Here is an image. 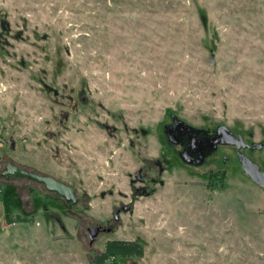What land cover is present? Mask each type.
I'll return each mask as SVG.
<instances>
[{"label": "rangeland", "instance_id": "obj_1", "mask_svg": "<svg viewBox=\"0 0 264 264\" xmlns=\"http://www.w3.org/2000/svg\"><path fill=\"white\" fill-rule=\"evenodd\" d=\"M172 117L241 135L264 172V0H0V264H92L110 240L143 246L118 264H264V189L231 148L150 169ZM145 166L163 185L129 203ZM94 224L112 230L90 245Z\"/></svg>", "mask_w": 264, "mask_h": 264}, {"label": "flooded vegetation", "instance_id": "obj_2", "mask_svg": "<svg viewBox=\"0 0 264 264\" xmlns=\"http://www.w3.org/2000/svg\"><path fill=\"white\" fill-rule=\"evenodd\" d=\"M52 93L54 96H57L56 91H54V92L52 91ZM221 127L222 126H217L214 128H210L208 130H204L201 128L197 129V128H193V127L185 124L184 122H182L180 120H177L175 117H172L170 122L163 125L162 129H161L162 141L169 147V149H170L169 152H171L172 156L169 158H165L164 156H159V159L154 160L151 163L152 167H150V169H156L157 175L162 176V174L164 172H167L168 170H170V168L174 164L175 165L179 164V165H183L185 167H191V168H199V167L203 166L204 164H206V161L209 158H211L214 154H216L219 150H221V148H231L232 151H234V154L236 156L238 163L240 164L237 155L238 154L245 155V151H249L253 145L251 143L250 144L245 143V141L241 135L235 136L231 131L230 132L237 139H239V137H241V140L243 141V143H241V148L238 149L236 145L222 144V142L225 141V139L227 138L229 130L228 129L224 130ZM104 129L108 130L107 127H104ZM112 131H115V128H112ZM134 132L136 133V131H134ZM143 135H145V134H143ZM244 144L246 145V147H244V146L242 147V145H244ZM131 145H133V144H131ZM227 161H228V158L226 156H222V163L225 164V163H227ZM240 167H241V164H240ZM147 170L149 171V168H146V166H145V168L144 167L139 168L137 173H136L135 178L130 180V184H129L130 201H129V203L134 198L148 197L150 194H152L153 190L149 189V186H151L152 184L157 183L159 185H163V182L161 180H158L155 178V174L152 175V174L148 173ZM27 174H37L38 176H42V177H51V176H47L44 174L36 173L35 171H30L27 168L19 167L17 165L12 164L11 162H8L6 164L5 171L2 173V176L5 178V180H9L11 178H25V179L34 181V180L30 179L29 177H27ZM51 178H53V177H51ZM53 179H55V178H53ZM34 182L42 185L44 187V189L47 191L44 184L39 183L37 181H34ZM47 192H49V191H47ZM49 193H51V192H49ZM51 194L57 195L56 193H51ZM107 195H112V192H108ZM75 196H76V192H75ZM118 197H119V200H120V198L122 200H126L125 194L118 193ZM76 198H77V196H76ZM78 201H79V199L77 198V203H78ZM69 203L74 204L72 202H69ZM77 203H75V204H77ZM132 211H133L132 206L125 204V203L120 201V202H118V205L114 208V214L112 216L113 220L115 222L118 221L120 213H131ZM55 220L57 222L59 221L58 218H55ZM93 227H97L99 229L97 237L100 234L107 233L104 231V229L105 230L106 229L112 230L111 227H105V226L100 225V224H94L91 227H88L87 230L89 228H93Z\"/></svg>", "mask_w": 264, "mask_h": 264}, {"label": "water", "instance_id": "obj_3", "mask_svg": "<svg viewBox=\"0 0 264 264\" xmlns=\"http://www.w3.org/2000/svg\"><path fill=\"white\" fill-rule=\"evenodd\" d=\"M1 28L5 31H8V25L4 22L1 23ZM211 64L214 65L213 56H211ZM224 130H227L226 127L222 126ZM229 136V137H228ZM228 136L225 139V141L222 142V144L227 145H236L238 149L241 148V143L243 141L241 140V137L237 139L230 131H228ZM246 147V145H242V147ZM238 160L241 164V168L243 172L249 177V179L258 187L264 189V172L259 169V166L253 163L247 156L243 154L237 155ZM27 177L30 179L37 181L39 183H42L45 185V188L47 191L51 193H56L59 197L63 198L67 203H77V198L75 196V189H73L70 186H67L51 177H42L38 176L37 174H27ZM104 194H101V197H103ZM105 232L109 233L110 229H104ZM88 232V238L90 245L93 244L95 238L97 237V234L99 232V229L97 227L89 228L87 230Z\"/></svg>", "mask_w": 264, "mask_h": 264}, {"label": "trees", "instance_id": "obj_4", "mask_svg": "<svg viewBox=\"0 0 264 264\" xmlns=\"http://www.w3.org/2000/svg\"><path fill=\"white\" fill-rule=\"evenodd\" d=\"M14 221L25 222L27 220L18 218L16 220H8V223H13ZM142 256L143 246L140 243L135 241L110 240L105 243L101 254L95 256L92 264H105L108 261H110V264H118V259L127 257L139 258Z\"/></svg>", "mask_w": 264, "mask_h": 264}]
</instances>
